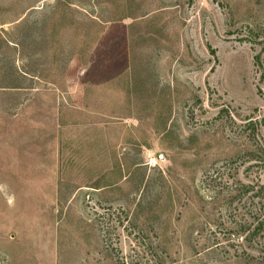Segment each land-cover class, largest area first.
Segmentation results:
<instances>
[{
    "label": "rangeland",
    "instance_id": "1",
    "mask_svg": "<svg viewBox=\"0 0 264 264\" xmlns=\"http://www.w3.org/2000/svg\"><path fill=\"white\" fill-rule=\"evenodd\" d=\"M252 131L264 0H0V264H264Z\"/></svg>",
    "mask_w": 264,
    "mask_h": 264
},
{
    "label": "trees",
    "instance_id": "2",
    "mask_svg": "<svg viewBox=\"0 0 264 264\" xmlns=\"http://www.w3.org/2000/svg\"><path fill=\"white\" fill-rule=\"evenodd\" d=\"M255 62H260L259 56L254 57ZM250 140L253 142V150L250 152L245 153L246 157V162L251 163L249 167L256 168L258 170L264 168V146L261 142H259L256 139L254 131H252V134L249 136ZM241 185V193H249L252 192L253 190L256 189V192L253 194L254 198H260L261 200L264 199V187L259 184L254 185H245V184H240ZM258 213V212H256ZM257 215V214H256ZM254 216L252 219L253 221L251 222L252 229L250 228L247 230L248 234L243 235V241L250 242L252 239L255 237H262L263 232H264V219H261L260 217ZM245 227V225H244ZM243 225L241 228L243 231L246 230ZM141 245V244H140ZM146 252H135L133 256L125 257V256H119L117 255L116 263L115 264H162V258L156 254H151L149 257H144L146 256Z\"/></svg>",
    "mask_w": 264,
    "mask_h": 264
}]
</instances>
